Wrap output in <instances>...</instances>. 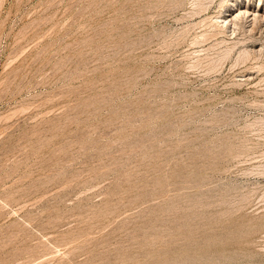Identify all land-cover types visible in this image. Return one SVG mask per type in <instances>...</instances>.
<instances>
[{
	"label": "rangeland",
	"instance_id": "obj_1",
	"mask_svg": "<svg viewBox=\"0 0 264 264\" xmlns=\"http://www.w3.org/2000/svg\"><path fill=\"white\" fill-rule=\"evenodd\" d=\"M223 1L0 0V264H264V25Z\"/></svg>",
	"mask_w": 264,
	"mask_h": 264
},
{
	"label": "bare ground",
	"instance_id": "obj_2",
	"mask_svg": "<svg viewBox=\"0 0 264 264\" xmlns=\"http://www.w3.org/2000/svg\"><path fill=\"white\" fill-rule=\"evenodd\" d=\"M223 3H226L225 5L223 4V6H226V10H222V13H220L221 15H219L218 19H216L215 21L216 27L219 29L220 32L223 33L227 30H232L234 27H236V29L239 28V26L245 27V25L252 27H255L256 25H258V23L264 25V1L258 0L256 10H251V4H253V0H246V4H244L243 6L241 5V2L240 4H238L239 2L237 3V1L235 0H224ZM261 225L263 226L264 224Z\"/></svg>",
	"mask_w": 264,
	"mask_h": 264
}]
</instances>
